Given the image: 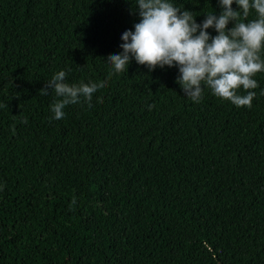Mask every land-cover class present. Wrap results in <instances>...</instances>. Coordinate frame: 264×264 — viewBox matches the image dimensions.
<instances>
[{"label":"trees","instance_id":"obj_1","mask_svg":"<svg viewBox=\"0 0 264 264\" xmlns=\"http://www.w3.org/2000/svg\"><path fill=\"white\" fill-rule=\"evenodd\" d=\"M135 2L0 0V264H264V72L251 108L193 102L178 67L115 73ZM60 71L105 87L56 120Z\"/></svg>","mask_w":264,"mask_h":264},{"label":"clouds","instance_id":"obj_2","mask_svg":"<svg viewBox=\"0 0 264 264\" xmlns=\"http://www.w3.org/2000/svg\"><path fill=\"white\" fill-rule=\"evenodd\" d=\"M223 9L219 17L214 12L205 15L202 24L194 14L175 7L169 0H136L141 20L135 31L122 34V54L107 58L115 73L128 70L131 58L151 71L157 67H178L177 83L185 95L199 103L205 88L237 107H252L258 87L254 77L264 72V0H219ZM239 10L233 9V4ZM252 10L256 18L249 20ZM234 26L229 28V24ZM215 28L218 35L212 37L208 30ZM66 73L60 71L46 83L41 94L53 90L57 100L51 106L54 119L64 117L68 105L80 102L83 97L89 102L93 94L105 87L97 84L69 85ZM246 95L238 94L240 89ZM75 203V201H73Z\"/></svg>","mask_w":264,"mask_h":264}]
</instances>
